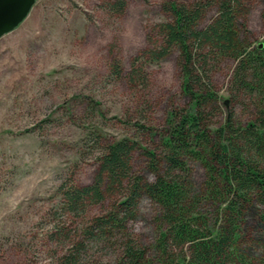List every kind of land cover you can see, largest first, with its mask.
Returning a JSON list of instances; mask_svg holds the SVG:
<instances>
[{"label":"trees","instance_id":"1","mask_svg":"<svg viewBox=\"0 0 264 264\" xmlns=\"http://www.w3.org/2000/svg\"><path fill=\"white\" fill-rule=\"evenodd\" d=\"M254 1L166 0L164 18L150 26L127 72L114 56L111 76L125 77L139 93L150 85L148 68L176 54L188 104L171 109L158 131L144 114L148 98L139 95L131 125L137 133L160 135L157 148L126 136L102 139L96 181L71 187L65 198L72 210L86 201L109 200L110 207L86 223L84 239L71 242L54 264H264V229L260 254L244 242L251 209L261 205L264 219V40L255 43L249 35ZM126 7V0H105L113 14ZM262 20L264 27V7ZM225 68L227 99L215 79ZM139 151L153 179L134 171ZM194 164L204 170L199 184ZM146 199L157 208L152 248L131 224ZM89 243L115 249V258H91Z\"/></svg>","mask_w":264,"mask_h":264},{"label":"rangeland","instance_id":"2","mask_svg":"<svg viewBox=\"0 0 264 264\" xmlns=\"http://www.w3.org/2000/svg\"><path fill=\"white\" fill-rule=\"evenodd\" d=\"M126 1L118 15L104 8L105 0H36L24 21L0 38V264H54L71 242L84 239L86 223L110 202L86 201L72 210L65 196L71 187L96 181L102 139L136 138L145 148L160 142V135L133 130L140 94L148 98L144 114L158 131L171 109L188 104L176 54L148 68L150 85L139 93L125 77L111 76L114 56L127 72L150 26L164 18L166 0ZM263 7L264 0H255L248 18L255 43L264 40ZM228 74L225 68L215 78L225 99ZM146 163L136 152L134 171L153 179ZM194 169L199 184L204 170L199 164ZM262 214L261 205L253 207L246 226L245 248L253 254L261 250ZM131 224L136 238L152 248L156 206L144 200ZM87 251L97 260L116 254L95 243Z\"/></svg>","mask_w":264,"mask_h":264},{"label":"water","instance_id":"3","mask_svg":"<svg viewBox=\"0 0 264 264\" xmlns=\"http://www.w3.org/2000/svg\"><path fill=\"white\" fill-rule=\"evenodd\" d=\"M36 0H0V38L29 15Z\"/></svg>","mask_w":264,"mask_h":264}]
</instances>
